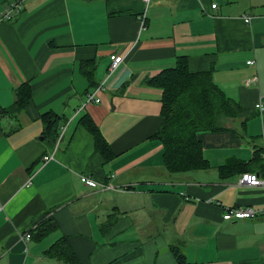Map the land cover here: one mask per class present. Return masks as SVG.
Wrapping results in <instances>:
<instances>
[{"label":"crops","instance_id":"crops-1","mask_svg":"<svg viewBox=\"0 0 264 264\" xmlns=\"http://www.w3.org/2000/svg\"><path fill=\"white\" fill-rule=\"evenodd\" d=\"M11 1L0 0V107H11L24 83L31 97L0 119V264H66L44 254L62 237L78 264H178L172 247L185 264H264V214L221 218L229 207L264 208V190L219 172L244 163L264 174L251 164L264 139V0H150L143 24L140 0H23L4 21ZM112 54L123 61L108 74ZM181 56L190 73L211 69L220 90L254 115L245 137L238 120L236 132L198 135L208 168L170 174L152 139L162 92L146 79ZM90 93L100 101L86 103ZM45 112L65 126L55 144L43 136ZM87 115L113 154L108 162L80 123ZM81 174L116 190L90 188ZM47 217L56 230L37 239Z\"/></svg>","mask_w":264,"mask_h":264},{"label":"trees","instance_id":"trees-1","mask_svg":"<svg viewBox=\"0 0 264 264\" xmlns=\"http://www.w3.org/2000/svg\"><path fill=\"white\" fill-rule=\"evenodd\" d=\"M81 66L84 72L90 69V74L92 73L91 62H82ZM87 80L91 88L93 83L89 75H87ZM146 83L162 92L161 122L152 135V139H156L162 144V164L168 173H187L205 170L209 167L203 156L202 145L198 140L200 134L236 132L237 130L232 127V121L238 120L239 130L237 133L239 136L245 137L246 124L254 113L243 109L220 90L212 79L211 69L207 72L190 73L186 58L181 56L176 59L174 68L164 70L157 76L146 79ZM14 95L15 100L11 107H0V119L10 114L19 113L27 106L31 97L30 84L20 85ZM40 120L44 125L43 136L55 144L60 130L59 116L45 112L40 115ZM80 123L92 134L96 152L106 162L110 161L113 154L90 117L83 116ZM257 139L259 138L251 137L250 141L253 143ZM254 154L255 158L251 162L252 167L254 165L263 167V148L259 147ZM248 171L244 163L225 165L219 169L220 176L223 178L236 174L241 175ZM46 214L48 212L44 213V216ZM38 227L37 239L56 230V225L50 217L42 219L38 223ZM171 250L177 263L185 264L182 254L176 252L174 247ZM44 254L66 264H78L63 237L56 240Z\"/></svg>","mask_w":264,"mask_h":264},{"label":"built area","instance_id":"built-area-1","mask_svg":"<svg viewBox=\"0 0 264 264\" xmlns=\"http://www.w3.org/2000/svg\"><path fill=\"white\" fill-rule=\"evenodd\" d=\"M143 3V11L139 16V20L140 22L143 24L145 18H146V12L148 9V6L150 4V0H140ZM22 3L23 0H12L6 10L5 13L2 16V19L4 21H10L12 20V18L17 15L21 8H22ZM213 8H215V5H212ZM243 21L245 24H249L251 17L248 15H245L242 17ZM110 64L108 67V74H112L118 67L119 65L122 63L123 61V57L119 54H112L110 55ZM247 64L249 66H254L255 65V61L251 60L248 61ZM100 100L94 95V94H87L86 97V103H97ZM256 110L259 112L263 111V108L260 104L256 105ZM65 131V126L61 127L59 130V135H58V139L56 141V143L61 139L62 135L64 134ZM263 149H264V142H263ZM52 158V155L46 156L43 158L44 161H49ZM79 179L81 181V183H83L84 185L90 187V188H100V191L103 190H107V189H111V190H116V188L111 187L109 185H101L98 186V184L96 183V181L91 178L88 175H84L81 174L79 176ZM236 186L237 187H252V188H261L264 190V174L262 176L255 174V173H242L239 178L237 179L236 182ZM3 205L0 204V211H2ZM264 214V208H259V209H255V208H251V207H229L224 209V212L222 214V220L225 222H230L232 220L236 221V220H245V219H249V218H253L259 215ZM31 235L29 233L23 235V240L25 242H28L30 239ZM263 251H264V244H263Z\"/></svg>","mask_w":264,"mask_h":264},{"label":"rangeland","instance_id":"rangeland-1","mask_svg":"<svg viewBox=\"0 0 264 264\" xmlns=\"http://www.w3.org/2000/svg\"><path fill=\"white\" fill-rule=\"evenodd\" d=\"M248 131V130H247ZM247 131H246V133H247ZM263 142H264V139H262V141H260L259 143V145H261L260 147H262L263 148ZM56 143V142H55ZM264 150V149H263Z\"/></svg>","mask_w":264,"mask_h":264}]
</instances>
